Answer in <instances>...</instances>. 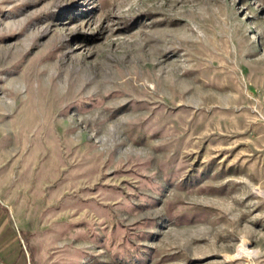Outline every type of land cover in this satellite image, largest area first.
<instances>
[{
    "label": "rangeland",
    "instance_id": "374dc122",
    "mask_svg": "<svg viewBox=\"0 0 264 264\" xmlns=\"http://www.w3.org/2000/svg\"><path fill=\"white\" fill-rule=\"evenodd\" d=\"M0 264H264V0H0Z\"/></svg>",
    "mask_w": 264,
    "mask_h": 264
},
{
    "label": "trees",
    "instance_id": "16d2710c",
    "mask_svg": "<svg viewBox=\"0 0 264 264\" xmlns=\"http://www.w3.org/2000/svg\"><path fill=\"white\" fill-rule=\"evenodd\" d=\"M18 249H19V251H18V255H20L21 258L24 259L23 249H21V247H19Z\"/></svg>",
    "mask_w": 264,
    "mask_h": 264
},
{
    "label": "bare ground",
    "instance_id": "6f19581e",
    "mask_svg": "<svg viewBox=\"0 0 264 264\" xmlns=\"http://www.w3.org/2000/svg\"><path fill=\"white\" fill-rule=\"evenodd\" d=\"M243 250H244V249L241 248V252H244V251H245V250H244V251H243Z\"/></svg>",
    "mask_w": 264,
    "mask_h": 264
}]
</instances>
